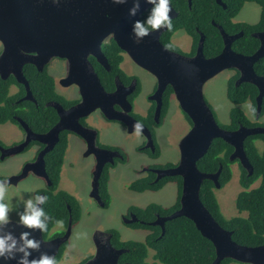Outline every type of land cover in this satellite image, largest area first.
I'll use <instances>...</instances> for the list:
<instances>
[{"label":"water","instance_id":"95a60500","mask_svg":"<svg viewBox=\"0 0 264 264\" xmlns=\"http://www.w3.org/2000/svg\"><path fill=\"white\" fill-rule=\"evenodd\" d=\"M192 1L189 0L190 6ZM216 1L226 8L222 0ZM140 5V11L132 17L128 13L132 7L131 0L125 5L113 4L112 0H60L59 4L53 3L52 0H0V43L3 46L0 55V77L3 80L14 77L27 90L25 100L35 102L29 82L24 76V67L34 65L43 72L53 59H62L67 61L69 67L68 76L63 79L62 85L77 86L82 96V102L70 109H65L58 103L51 104L56 109L60 122L48 134L28 131V139L24 145L5 151L9 155L18 154L30 143V139L51 144L41 153L39 160L29 166L22 175L4 181L7 185H17L28 175L29 170L36 174L34 168L41 165L44 173L39 175L51 184L46 174L45 155L58 143L59 135L63 131L75 133L87 141L91 134L93 140L88 143L93 150L97 133L84 127L80 121L96 111H101L110 121L124 123L130 133L136 131L135 124L139 121L130 114L133 105L128 100L134 86L122 90L120 79L117 78V90L108 94L89 59L94 57L100 65L110 71V64L103 53V44L112 37L138 67L156 79L157 91L151 97V100L157 103L156 123H160L163 95L169 86L173 88L174 97L181 110L192 122L190 131L179 143V163L173 168L155 170L158 174L157 180L165 177L182 178L180 208L170 217L162 219L171 221L185 217L191 220L201 234L215 246L216 259L212 264H220L225 259L243 264H264V246L246 247L236 243L233 240V232L224 229L201 200V188L205 180L213 181L216 188L221 189L219 178L222 167L215 174L201 172L198 168V162L207 154L213 142L222 139L235 149L231 161L239 160L250 174L253 173L244 145L251 136H264V128L241 126L235 131L222 128L205 99L204 88L221 73L237 70L240 73L237 87L249 83L259 90L256 114L259 119L264 99V77L259 76L254 67L264 58V32L254 34L260 41L258 51L251 56H245L232 49L234 42L243 37L244 33L229 35L223 27L218 26L224 40L221 54L206 58L205 39L202 36L196 54L186 57L162 44L161 36L168 28L156 30L141 42H136L132 25L134 21L141 20L142 15L152 7L145 0H140ZM170 7L172 11L169 15L174 19L177 13L171 4ZM119 101L123 102L122 113L114 110ZM140 124L143 126L141 132L147 134V148H153L151 132L145 125ZM103 167L104 164L99 161L94 173L92 191V196L101 204L103 203L99 196V179ZM153 225H158V220ZM72 229L70 221L66 233L52 240H46L44 233L39 230H31L30 238L41 240L42 243L39 250H31L29 259H38L42 253L57 258L62 246L70 241ZM23 231L29 230L17 222H10L0 229V235L12 232L19 237ZM111 239V234H96L95 254L83 264H121L120 258L127 250L115 248ZM9 264L16 262L10 261Z\"/></svg>","mask_w":264,"mask_h":264},{"label":"trees","instance_id":"16d2710c","mask_svg":"<svg viewBox=\"0 0 264 264\" xmlns=\"http://www.w3.org/2000/svg\"><path fill=\"white\" fill-rule=\"evenodd\" d=\"M222 1L226 5V8L220 6L216 0H193L191 6L189 5V0H171V5L176 11L177 17L171 19V29H168L161 36L162 44L171 51L182 54L179 48L172 43L171 38L176 32L183 30L193 40L194 47L190 56H194L201 34H203L206 39L204 44L205 57L214 58L221 54L224 49L222 34L214 25L215 23L223 27L227 34L236 35L240 32L245 33L232 46V49L236 53L245 56L255 54L260 48V41L254 37V34L264 32V0ZM251 3L261 7L259 22L254 25L235 22L234 20L239 16L245 5ZM151 8L142 15L141 20H145L148 17ZM103 53L110 64V71L100 65L95 58L91 57L90 60L102 81L103 87L106 91L113 92L115 90L116 77H120L123 81L129 80V77H127L122 68L127 55L113 38H109L104 43ZM254 68L259 76L264 77V58L257 62ZM24 76L29 82L33 96L36 99V104L30 101H22V98L26 94V89L23 85L17 83L14 77L11 76L7 80L0 78V124L15 122L13 117L15 114L17 115L16 112H19L20 115L22 113L28 115L32 119L31 123H36L33 126L36 132H46L53 128L59 120L57 111L52 107H48L47 104L57 102L65 108H69L76 102L67 101L58 94L55 78L48 73V66L43 72H40L34 65H26L24 67ZM239 77L240 73L234 70V74L228 81V99L233 107L230 111V123L226 126H220L230 131H235L241 126L248 128L264 126V124L256 119L258 88L249 83H243L237 87L236 84ZM12 86H18L19 88L18 93L15 95H10ZM140 92L139 85L137 92L130 97L131 102ZM173 97V88L169 86L163 97L164 105L159 124L154 120L155 103H152L147 116L143 117L133 113V116L139 122L152 131L155 143L156 129L162 126L165 117H167ZM247 103H251L252 105L251 109L255 117L254 120H251L242 109V106ZM185 116L192 125L188 116L186 114ZM263 117L264 99L260 119ZM257 142H262V146L258 145ZM67 145V136H64L56 149L46 158L47 169L53 184L45 191L48 200L42 207L51 217L47 229L43 231L46 240L50 239L54 228L60 223H63L65 229H67L69 218L71 217L68 206L71 208L73 225L77 224L81 219V206L78 200L68 192L59 190ZM244 149L253 167V173L250 175L240 165V186L242 191L236 199L237 215L227 218L221 211L216 196V190L218 189L213 181L205 180L203 182L201 200L215 220L224 229L233 232V240L236 243L246 247L264 246V136L256 135L247 138ZM233 152V146L222 139H216L207 154L198 162V168L201 172L215 174L222 167L219 181L222 185L221 188H224L232 180V166L239 162H232L230 160ZM159 155L160 152L156 147L153 156L159 157ZM175 166L176 164L169 163L157 167L172 168ZM150 175V177H144L133 184L134 191L137 193H143L148 190L153 192L160 191L170 182L177 183L179 185L178 202L172 207H163L153 203L145 208H135L136 211L134 213L143 221V224L134 227L143 228L149 232L143 242L121 241L119 231H108L112 235V245L117 249L127 250V253L121 257L120 262L127 261L131 264H212L216 259L214 244L205 238L188 218L180 217L167 222L164 235L160 227L150 225V223L156 220L157 216H169L180 208L182 191L181 177H166L158 183L152 184L155 175L152 173ZM108 182L109 175L105 172L100 180V193L103 199L107 201L110 198ZM255 184L258 185L252 188ZM54 234L55 236H63L64 232L57 231ZM69 243L62 246L56 258L57 263L63 259ZM87 260L80 264L85 263ZM233 262L236 261L225 259L220 264H233Z\"/></svg>","mask_w":264,"mask_h":264},{"label":"rangeland","instance_id":"374dc122","mask_svg":"<svg viewBox=\"0 0 264 264\" xmlns=\"http://www.w3.org/2000/svg\"><path fill=\"white\" fill-rule=\"evenodd\" d=\"M261 17V8L256 4H247L234 20L237 23L256 24ZM173 42L182 50V54L190 57L192 53L193 40L183 30L178 31ZM2 46L0 44V51ZM122 68L127 73H134L142 82V93L134 103V112L141 116L148 114L152 106L151 96L154 94L156 79L147 71L138 67L128 56H126ZM48 73L56 81L57 91L69 100L79 98V90L76 86L63 87L60 83L66 77L65 66L59 60H53L48 66ZM234 74V70H228L214 79L210 80L204 88V95L209 107L214 113L218 123L226 126L230 123V111L232 104L228 99V81ZM251 103L242 106L251 120ZM264 123V117L260 119ZM89 123L97 129L99 140L108 146L120 147L127 155L126 163H119L116 169L110 171L109 193L111 201L108 208H103L91 197L93 172L95 158L85 157L86 146L78 137L69 139V148L62 169L59 188L75 196L81 204L82 215L78 225L72 229L69 246L63 259L57 264H80L93 257L96 251L94 237L98 233H106L108 230L120 232L123 240L144 241L148 232L128 227L123 218L130 207L145 208L150 204H159L163 207H172L178 202L179 185L169 184L163 190L146 192L142 194L129 190L141 173L148 167H157L165 164H178L180 161L179 143L190 131V124L181 110L179 103L173 97L171 99L167 117L161 127L156 129V147L160 155L154 157V150L147 149L146 137L136 131L129 133L123 126L108 122L101 114L90 116ZM22 132L9 124L0 126V142L6 146L17 142L22 138ZM17 145V144H13ZM262 146V143L260 144ZM32 158V151L28 154H20L0 162V181L7 180L18 175L23 169V164ZM239 164L233 165V177L224 188L216 190V196L221 211L227 218L237 215L236 199L242 191L239 184ZM45 187V181L30 176L21 181L18 186H7L3 193L5 202H8L13 210L9 213L11 222H19V212L24 209L23 201L34 198L37 190ZM182 192V191H181ZM182 194V193H181ZM181 199V197H180ZM62 229V227H59ZM233 264H243L233 262Z\"/></svg>","mask_w":264,"mask_h":264},{"label":"flooded vegetation","instance_id":"af4514ba","mask_svg":"<svg viewBox=\"0 0 264 264\" xmlns=\"http://www.w3.org/2000/svg\"><path fill=\"white\" fill-rule=\"evenodd\" d=\"M257 5V4H256ZM221 6V5H220ZM258 6V5H257ZM260 7V6H259ZM261 8V7H260ZM240 23H243V22H240ZM247 24V23H246ZM214 25L218 28V26L219 25H216L215 23H214ZM250 25H254V24H250ZM219 29V28H218ZM168 30V29H167ZM166 30V31H167ZM165 31V32H166ZM221 32V31H220ZM177 33V32H176ZM175 33V34H176ZM240 33H242V32H240ZM240 33H238V34H240ZM244 33V32H243ZM164 34V33H163ZM162 34V35H163ZM174 34V35H175ZM238 34H236V35H238ZM174 35L172 36V38H171V41H172V43L174 44V45H176L174 42H173V37H174ZM230 35V34H229ZM244 35H245V33H244ZM202 36H204L203 34H201V37H200V41H199V44H198V47H199V45H200V42H201V39H202ZM112 38V37H111ZM242 38V37H241ZM256 38V37H255ZM204 39H205V36H204ZM206 40V39H205ZM1 44V43H0ZM204 44H205V42H204ZM104 45V44H103ZM1 46H2V44H1ZM177 46V45H176ZM178 47V46H177ZM193 47H194V43H193ZM193 47H192V50H193ZM179 48V47H178ZM179 50L182 52V50L179 48ZM197 50H198V48H197ZM197 50H196V52H197ZM2 51H3V46H2V49H1V51H0V55H1V53H2ZM196 54V53H195ZM91 58V57H90ZM89 58V59H90ZM94 58V57H93ZM53 60H56V59H53ZM52 60V61H53ZM57 60H59L60 61V63H62V65H64L65 66V69H66V77L68 76V72H69V67H68V63H67V61L66 60H62V59H57ZM51 61V62H52ZM91 61V60H90ZM50 62V63H51ZM49 63V64H50ZM92 63V62H91ZM93 65V64H92ZM49 66V65H48ZM94 67V66H93ZM95 69V68H94ZM126 73V75H127V77H129V80H125V81H123V80H121L120 79V77H116L115 78V90L113 91V92H108V91H106V89H105V91L108 93V94H112V93H114L116 90H117V78H119L120 79V88L122 89V90H124V89H128V88H130V87H133L134 86V91L132 92V94L131 95H129L128 96V100L130 101V103L133 105V110L131 111V115H132V117H134L133 116V113H135L134 112V103H135V101H136V99L140 96V94L142 93V88H143V84H142V82H141V80L134 74V73H127V72H125ZM66 77H64V79L66 78ZM1 78V77H0ZM2 79V78H1ZM9 79V78H8ZM3 80V79H2ZM5 80H7V79H5ZM101 80V79H100ZM63 81V78H62V80L60 81V83ZM16 82L17 83H19L17 80H16ZM237 82H238V80H237ZM101 83H102V81H101ZM20 84V83H19ZM22 85V84H21ZM61 85H62V83H61ZM103 85V84H102ZM139 85H140V89H141V92H140V94L131 102V100H130V97L131 96H133L136 92H137V90H138V87H139ZM24 86V85H23ZM63 86V85H62ZM25 87V86H24ZM63 87H65V86H63ZM68 87H71V86H68ZM77 87V86H76ZM78 88V87H77ZM26 89V88H25ZM56 90H57V88H56ZM78 90H79V94H80V96H79V98H77V100H69V99H67L65 96H63V95H61L58 91V94L59 95H61L63 98H65L67 101H71V102H76L74 105H72V106H70L69 108H65L62 104H60V103H58V104H60V105H62L65 109H70V108H72V107H74V106H76V105H78L79 103H81L82 102V96H81V92H80V89L78 88ZM18 91H19V88H18V86H12L11 87V89H10V95H15V94H17L18 93ZM156 91H157V86H155V89H154V94L156 93ZM32 92V91H31ZM33 94V93H32ZM153 94V95H154ZM165 94V93H164ZM26 96H27V90H26V94H25V96L22 98V101H28V100H25V98H26ZM152 97V96H151ZM163 97H164V95H163ZM33 98H34V96H33ZM34 100H35V102L34 101H30V102H34L35 104H36V99L34 98ZM150 100H151V98H150ZM152 101V100H151ZM153 103H155V111H156V106H157V103L155 102V101H152ZM53 103H57V102H51V103H49V104H47V106L48 107H52L51 106V104H53ZM164 105V104H163ZM209 105V104H208ZM52 108H54V107H52ZM151 108V107H150ZM55 109V108H54ZM123 102L122 101H119L118 103H116L115 104V106H114V110L115 111H117V112H119V113H122L123 112ZM163 109V108H162ZM56 110V109H55ZM155 111H154V120H155ZM17 113V115L15 114L14 115V121L15 122H7V123H2V124H0V126H2V125H7V124H9L11 127H16L17 129H19V131H21L22 132V138L20 139V140H16L17 142H15V143H13V144H17V145H13V144H11L10 146H6V143H4V142H0V162H4V161H6L8 158H10V157H12V156H16V155H20V154H28V153H30L31 151H32V158L29 160V161H25L24 162V164H23V169L21 170V172L18 174V175H16V176H20V175H22L23 174V172L29 167V166H31V165H33V164H35L38 160H39V157H40V155H41V153L43 152V151H45L46 150V148L47 147H49V146H51V144L50 143H40V142H37V141H34V140H32V139H30L31 141H30V143L21 151V152H19L18 154H15V155H9V154H7V153H5V151H7V150H9V149H12V148H15V147H17V146H22V145H24L25 144V142L27 141V139H28V131H32L33 133H36V134H48L59 122H60V117H59V120H58V122H57V124L53 127V128H51V129H49L48 131H46V132H36L35 131V128L33 127L36 123H31L30 121L32 120L30 117H28V115H24L23 113H22V115H20L19 114V112H16ZM97 113H99V114H101V116H103L108 122H112V123H117L118 125H120V126H123L127 131H128V127H127V125H125L124 123H122V122H118V121H110V120H108L105 116H104V114L101 112V111H96V112H94L92 115H95V114H97ZM148 113H149V111H148ZM136 114V113H135ZM91 115V116H92ZM148 115V114H147ZM147 115H145V116H147ZM59 116V115H58ZM162 116V115H161ZM144 117V116H143ZM89 118L90 117H87V118H83V119H81V124L84 126V127H86V128H88V129H90V130H92V131H95L96 133H97V135H96V139H95V145H94V149L92 150V148H90L89 147V141H91V140H93V136H91V134L89 135V141H87L86 139H84V138H82L81 136H79V135H77V134H75V133H72V132H70V131H63V132H61L60 133V135H59V141H58V143L54 146V148L52 149V150H49L48 151V153L45 155V157H44V160H45V164H46V174L48 175V177H49V179H50V175H49V172H48V169H47V162H46V158H47V156L49 155V154H51L55 149H56V147L58 146V144L60 143V141H62V137H64V136H67V140H68V145H67V150H66V154H67V151H68V148H69V139L72 137V136H75V137H78V138H80L81 140H82V143L83 144H85V146H86V152H85V157H94L95 158V163H96V165H95V168H94V172H93V180H94V173H95V171H96V167L98 166V162L100 161L101 163H103L104 164V167H103V170H102V173H101V177H100V179H99V196H100V199H101V202L103 203V204H101L98 200H96L93 196H92V191H93V180H92V191H91V197L95 200V201H97L99 204H100V206L101 207H103V208H108L109 207V205H110V201H111V195L109 196L110 198H109V201H107V200H105V199H103V197L101 196V193H100V180H101V178H102V176L104 175V173L105 172H107L108 173V175H109V181H110V171L111 170H113V169H116V166L119 164V163H126L127 162V159H128V157H127V155H126V153L120 148V147H117V146H108V145H106V144H103V143H101L100 142V140H99V136H98V132H97V129L96 128H94L93 127V125H91L90 123H89ZM135 118V117H134ZM136 119V118H135ZM256 119H257V117H256ZM137 120V119H136ZM259 122H260V118L259 119H257ZM138 121V120H137ZM161 121V120H160ZM156 122V121H155ZM189 122V121H188ZM141 123V122H140ZM260 123H262V122H260ZM158 124V123H157ZM190 124V123H189ZM262 124H264V123H262ZM144 125V124H143ZM191 127H192V125L190 124V129H191ZM258 127H263L264 128V126H258ZM258 127H254V128H258ZM148 128V127H147ZM149 129V128H148ZM149 131L151 132V134H152V138H153V133H152V131L149 129ZM129 132V131H128ZM130 133V132H129ZM140 133H142V132H140ZM145 137L147 136V134L146 133H142ZM146 140H147V138H146ZM147 143H148V140H147ZM262 142H257V144L259 145V144H261ZM147 145L148 144H146V147L144 148V151H146L147 149H152V147H150V148H147ZM153 145H154V147H153V150L155 151V141H154V138H153ZM257 145V146H258ZM234 151H235V149H234ZM155 153V152H154ZM234 153V152H233ZM66 154H65V158H66ZM230 160H231V158H230ZM235 161H239V160H235ZM235 161H232V162H235ZM64 163H65V159H64ZM237 164H239V166L241 165L242 166V164H241V162L239 161ZM177 165V164H176ZM63 166H64V164H63ZM243 167V166H242ZM173 168V167H172ZM232 168H233V166H232ZM244 168V167H243ZM35 171H36V174L34 173V171H31V170H29V172H28V175L24 178V179H22L21 181H23V180H25V179H27L28 177H30V176H34V177H37V178H40V179H42V180H44L45 181V187L44 188H42V189H39V190H37V192L35 193V195H37V194H40V195H46V190H48V187H51L53 184H52V182H51V184H49V182H48V180L46 179V178H44V177H42V176H40V175H42L43 173H44V170L42 169V166L41 165H39V166H36L35 168ZM62 169H63V167H62ZM161 169H167V168H158V167H148L146 170H144L142 173H141V175L138 177V179L137 180H135L133 183H131L128 187H129V190L130 191H132V192H134V193H137L136 191H134V189H133V184H135L138 180H140V179H143L144 177H150L151 175V173L152 174H154L155 175V179L153 180V182H152V184H156V183H158L159 181H161L162 179H164V178H162V179H160V180H157L158 179V174H157V172H155V170H161ZM245 169V168H244ZM246 170V169H245ZM239 184H240V173H241V169H240V167H239ZM246 171H248V170H246ZM249 172V171H248ZM37 173H38V175H37ZM40 174V175H39ZM61 174H62V172H61ZM249 174H250V172H249ZM250 175H252V174H250ZM166 178V177H165ZM4 181V180H3ZM21 181L17 184V185H7V186H18L20 183H21ZM51 181V180H50ZM169 184H173L172 182H170V183H168L166 186H168ZM258 184H255V185H253V187L252 188H255L256 186H257ZM59 186H60V184H59ZM164 189V188H163ZM163 189H161V190H163ZM242 189V188H241ZM59 190H61L60 188H59ZM63 191V190H62ZM108 192H109V182H108ZM146 192H153V191H151V190H148V191H145V192H143V193H146ZM70 194V193H69ZM110 194V193H109ZM138 194H142V193H138ZM72 195V194H71ZM75 197V196H74ZM76 198V197H75ZM77 199V198H76ZM78 200V199H77ZM78 202H79V204H80V201L78 200ZM80 206H81V204H80ZM42 207H43V205H42ZM69 207V212H70V214H71V217L69 218V224H70V221L72 222V226H73V228H74V226H76V225H78V223L80 222H78L77 224H75V225H73V218H72V212H71V208H70V206H68ZM135 208H140V207H135V206H133V207H130L129 208V210L127 211V214L125 215V217L123 218V220H124V222H125V224L126 225H128V227H130V228H133V229H136V230H144V231H146V232H148L147 230H145V229H143V228H136V227H134V226H138L139 224H143V221L142 220H140L139 219V217H137V215H136V213H134L136 210H135ZM177 211V210H176ZM81 215H82V207H81ZM172 215V214H171ZM171 215H169V216H157V218H156V220L154 221V222H152V223H150V225L151 226H157V227H160L161 228V230H162V234L164 235L165 234V231H166V223L167 222H169V221H164L162 218H167V217H170ZM81 220V219H80ZM158 220V225H153V223H155L156 221ZM69 224H68V227H69ZM144 224H145V222H144ZM59 227H62V229H59ZM68 227H67V229H68ZM67 229H65V226H64V224L63 223H60L58 226H56L55 228H54V230H53V233H51V236H50V239L49 240H52V239H55V238H57V237H60V236H55V232H64V234L66 233V231H67ZM109 231V230H108ZM108 231L106 232L107 234H109L108 233ZM120 233V232H119ZM148 234H149V232H148ZM147 234V235H148ZM147 237V236H146ZM120 239H121V241H126V240H123L122 239V236H121V234H120ZM146 239V238H145ZM128 241H132V240H128ZM145 241V240H144ZM70 242V241H69ZM68 242V243H69ZM143 242V241H142ZM127 253V252H126ZM91 257H89V259H90ZM120 260H121V258H120ZM121 264H131V263H129V262H127V261H123V262H120Z\"/></svg>","mask_w":264,"mask_h":264},{"label":"clouds","instance_id":"9594fccd","mask_svg":"<svg viewBox=\"0 0 264 264\" xmlns=\"http://www.w3.org/2000/svg\"><path fill=\"white\" fill-rule=\"evenodd\" d=\"M53 3L59 4L60 0H52ZM147 4L152 5L150 13L145 20H136L132 25V33L137 43L141 42L144 37L151 35L154 31L161 28L171 29L172 21L169 13L172 11L170 4L171 0H145ZM113 4L125 5L129 0H112ZM132 7L129 8L130 16L135 17L140 11V0H131ZM143 126L137 122L135 124L136 133L142 131ZM7 187L6 181H0V229L8 225L11 220L9 213L13 210L8 202H5L3 193ZM48 200L46 195L37 194L34 198H29L24 203V209L19 212V225L28 229L23 231L19 237H16L12 232L0 235V264H9L10 261H15L16 264H57L56 257L50 256L47 253H42L38 259H29L31 250H39L41 240L32 237L31 230H39L43 232L47 229V225L51 217L44 208L39 205H44ZM22 254V255H18Z\"/></svg>","mask_w":264,"mask_h":264}]
</instances>
